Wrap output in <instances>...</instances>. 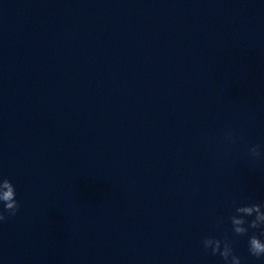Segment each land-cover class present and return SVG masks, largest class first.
<instances>
[{
	"label": "clouds",
	"instance_id": "clouds-1",
	"mask_svg": "<svg viewBox=\"0 0 264 264\" xmlns=\"http://www.w3.org/2000/svg\"><path fill=\"white\" fill-rule=\"evenodd\" d=\"M226 139L235 143V135L227 133ZM261 145L254 144L249 147L248 153L253 163L264 157ZM16 188L12 181L0 175V223L15 217L20 211V202L16 198ZM247 217H254L247 220ZM232 232L238 236L248 235L249 229H259V234L253 232L248 235V252L256 259L264 258V204L248 203L236 205L235 213L230 216ZM219 222H222L219 221ZM202 245L206 251L210 250L212 255H219L224 264H241V258L235 254L233 242L227 234L223 238L215 236H204Z\"/></svg>",
	"mask_w": 264,
	"mask_h": 264
}]
</instances>
